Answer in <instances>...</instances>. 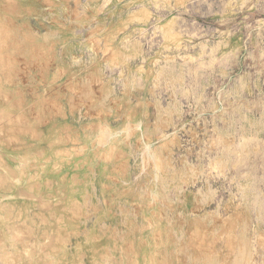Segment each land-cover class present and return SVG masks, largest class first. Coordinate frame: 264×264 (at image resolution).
<instances>
[{"label":"rangeland","instance_id":"obj_1","mask_svg":"<svg viewBox=\"0 0 264 264\" xmlns=\"http://www.w3.org/2000/svg\"><path fill=\"white\" fill-rule=\"evenodd\" d=\"M0 264H264V0H0Z\"/></svg>","mask_w":264,"mask_h":264}]
</instances>
